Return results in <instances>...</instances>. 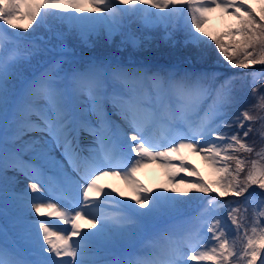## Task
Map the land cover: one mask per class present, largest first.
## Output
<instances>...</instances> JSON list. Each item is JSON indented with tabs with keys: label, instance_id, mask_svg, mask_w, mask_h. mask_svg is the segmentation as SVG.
I'll return each mask as SVG.
<instances>
[{
	"label": "snow or ice",
	"instance_id": "snow-or-ice-1",
	"mask_svg": "<svg viewBox=\"0 0 264 264\" xmlns=\"http://www.w3.org/2000/svg\"><path fill=\"white\" fill-rule=\"evenodd\" d=\"M216 11L236 21L223 38L211 37L227 65L264 66V0H0V177L11 168L32 181L30 191L7 196L16 211L0 227V264H264V68L242 74L254 101L244 108L236 80L215 72L93 64L62 75L60 61L36 76L21 72L47 50L23 35L29 29L85 40L103 25L109 36L136 44L125 32L132 23L170 36L181 22L199 46ZM82 132L90 143H82ZM185 150L200 155L216 179H177L176 172L200 176L184 162ZM157 162L173 170L172 183L200 195L185 200L189 193L176 187L153 194L135 175ZM108 176L133 189V202L99 185ZM45 190L67 207L46 200ZM192 201L202 206L198 215H170ZM108 202L120 212L104 211ZM46 214L71 227L32 219ZM85 219L96 231L80 230L77 221ZM114 241L138 247L117 255Z\"/></svg>",
	"mask_w": 264,
	"mask_h": 264
},
{
	"label": "rangeland",
	"instance_id": "rangeland-1",
	"mask_svg": "<svg viewBox=\"0 0 264 264\" xmlns=\"http://www.w3.org/2000/svg\"><path fill=\"white\" fill-rule=\"evenodd\" d=\"M254 6L258 7V5H254ZM152 11L156 12L158 10L152 9ZM0 23H2V22H0ZM24 23H27V22H24ZM235 24H236V21L232 18L230 21H228L226 23H225V21L219 22V23L216 22V25H215L214 20H213V16L208 14V23L204 26V31L207 32L209 35H208V37L203 38L205 41H207V43L201 44L199 46H194L193 44L188 42L186 29L181 22H178L177 27L172 30L170 36L164 32L163 28L147 30V29H144L139 23H132V24H130V26L128 25L126 27L125 32L134 34L135 36L138 37L139 42L136 44H133L132 42H130L127 39L126 36L122 37L120 34H115V35L109 36L108 33L104 30L103 25L99 26V29L97 30L95 35H93L90 39H85V40H81V39L77 38L75 35L68 33L65 35V37L63 38L62 41H58L50 32H48L47 30H45L43 28H41L38 31L41 33L40 37H43L42 40L36 39L35 36L37 35L38 32L32 33V29H29L28 33H23V35L25 37L30 36V37H28L29 40L35 41V43L40 44L41 46L47 45L48 49H51L52 46L57 45V44L59 46V50H57V51H61L62 49L65 51V47L67 46V44H69V46H73L76 44L79 47V49L81 48L80 50H78V49L74 50L72 48H68L67 50L69 52L66 51V52H64L63 56L60 54L57 57H55L53 62L54 61H60L59 67L61 69H63V73H62V75H63V74H70L73 71H80V69L82 67H85V65H86L85 63H88V62L90 65L103 63L102 60H97L98 62H93L91 60H88V58H94L93 56L88 55V52H90V49L95 46L94 42L96 41V39L97 38L99 39L103 35H106V37L110 40V43H112L111 46L116 48L117 51H119V53H121V54L127 53L128 56H125L127 58L126 61L131 62L130 61L131 60L130 56H132L131 50H132V53H136L138 50H144L148 47L155 48V47L163 46L164 48H166V46H168V47H170V49L176 48V49H180L181 51L186 52V51H188V49L191 46H193L196 48L197 52L199 51V53H204L205 51H207L209 49H216L214 41L211 39V37L215 36L217 38H223L224 34L226 32H228ZM4 27L7 28L8 26L4 25ZM33 28H35V25H33ZM131 29H132V31H131ZM9 31L10 32H16L19 30L9 29ZM150 31L152 32V36L150 35L149 37L143 38V36L146 35L144 33H147ZM161 31H163V32H161ZM142 34H144V35H142ZM197 35H200V34H197ZM37 37H38V35H37ZM149 38H152V39L149 40ZM154 38H155V41L153 40ZM228 42L229 41L225 40V43H228ZM20 43L25 44V43H28V41H21ZM159 45H161V46H159ZM9 47H11V45ZM170 49H168V50H170ZM85 51L87 54H84V55L78 54L79 58H77V59H80L82 57H83L82 59L86 58V60L83 63H81L80 60L77 61V59H73V60L70 59V58H76L74 55L71 54V52L72 53H80V52L84 53ZM47 52L48 51H44L43 53L38 54L35 57L36 58H38V57L44 58V57L50 56V54ZM68 53H70V54H68ZM52 55L53 54H51L50 57H52ZM105 61H106V59H105ZM131 63H133V62H131ZM218 64H222V63H218ZM47 66H45L43 68V70ZM222 66H223V68L221 70L222 72H225L224 70H226V68H227V70L231 68V67H227L226 65H223V64H222ZM25 67H27V66H25ZM116 67H119V66H116ZM24 68H21V72L25 76L26 71ZM230 70H235V69H230ZM247 70L249 72L257 71L256 69H254V66L250 67ZM246 105H247V103H246ZM257 148H259V143L257 144ZM57 154H59V151L53 153V155L58 160ZM195 156H196V154H195ZM182 158L190 166H194V165L198 164V165H196V169L198 171L202 170L208 166L204 160L194 164L191 153H189L186 150L183 152ZM254 158H255V156H254ZM152 166H154V168L158 167V169H157V172L155 174L149 175V172H152V170H149ZM65 167H67V164L65 165ZM168 170L169 169H166L165 167L161 166V164L159 162H157V163L149 164L146 167L141 168L136 173V176H137V179L139 181L143 182V185L146 188H148L149 190H151L152 192H153V189L156 188L158 183L163 185V189L161 191H164L166 189H170L173 187H176L177 193L190 192L192 190V189L185 187L184 185L176 186L174 183L170 184V181H169L168 175H167ZM213 174H214L213 172L209 173V179L213 178V176H212ZM21 175H22V173L16 172V171L12 170L11 168H9L7 171H5L3 173L2 177H0V190L9 189L12 191L13 189H15L17 192H19L17 189V188H19L17 180L19 179L18 176H21ZM185 179L188 181H195V179H193L192 176H187V177H185ZM31 182L32 181L29 178H27V180L25 179L24 180V187L20 188V191L28 189V185ZM28 190L30 191V189H28ZM2 195H4V194H2ZM2 195H0V227L6 225L8 222V218L12 215L13 212L16 211V209L12 207L11 202L7 199L8 195H5V196H2ZM228 198L232 199L231 197H228ZM142 211H147V209H143ZM5 231H7V229H5ZM10 235L11 234H9L7 236V242L8 243H12L13 239H14ZM0 241L4 242L3 236H0Z\"/></svg>",
	"mask_w": 264,
	"mask_h": 264
},
{
	"label": "bare ground",
	"instance_id": "bare-ground-1",
	"mask_svg": "<svg viewBox=\"0 0 264 264\" xmlns=\"http://www.w3.org/2000/svg\"><path fill=\"white\" fill-rule=\"evenodd\" d=\"M210 15L213 16V20H214L215 25H216V22L219 23V22L225 21V23H226L232 19L228 16H224L219 11L210 13ZM99 26L100 25L97 26V30L99 29ZM81 139H82V141H84V144L90 143V141H91V137H87L86 133H81ZM192 159H193L194 163H198V162L203 160V158L200 155L195 156V154L192 155ZM157 169H158V167L154 168V166H152L149 169V170H152V172H149V175L155 174L157 172ZM98 183L101 187H103L105 189V191H111L112 189H115L113 196L117 200L122 201V202H133V201L129 200V198L134 195L133 189L127 183H125V181L123 179H121L119 176L104 177ZM18 186H19V188H22V187H24V183L22 181H19ZM47 198H45V199L48 200L49 198L48 199ZM100 199L101 200L103 199L102 195L100 196ZM49 201L55 203L57 207H60V208L67 207L65 205V203H63L61 200H57V199L53 198V201L50 199H49ZM104 211L112 213V214H118L120 212V208L117 206H114L110 202H108L105 204ZM32 219H43V220H46L49 222L59 224L60 227H62V228H70L71 227L70 225L61 224V222L54 215L46 214L43 217L34 216V217H32ZM77 223H78V226L82 232H88V231L94 232V231H96V228H93V226L91 224L87 223L86 219L77 221ZM96 227L99 228V224H97ZM73 239H78V238L74 237ZM113 243L115 245L114 251L116 252L117 255L121 254V250L123 248H125L127 245L133 246V243L129 242V241H124V242L114 241Z\"/></svg>",
	"mask_w": 264,
	"mask_h": 264
},
{
	"label": "trees",
	"instance_id": "trees-1",
	"mask_svg": "<svg viewBox=\"0 0 264 264\" xmlns=\"http://www.w3.org/2000/svg\"><path fill=\"white\" fill-rule=\"evenodd\" d=\"M157 49L158 48H153L150 50L156 51ZM168 49H170V47L166 46V48H164L163 46H161L155 54L156 58L163 59L167 62H172L183 59L184 55H190L196 63H207L214 60H219L226 63V61H224L222 56H220V54L218 53L217 49H209L202 53V55L201 53H199V51L197 52L196 48L193 46H191L186 52H181L180 49L176 48H171L170 50Z\"/></svg>",
	"mask_w": 264,
	"mask_h": 264
}]
</instances>
